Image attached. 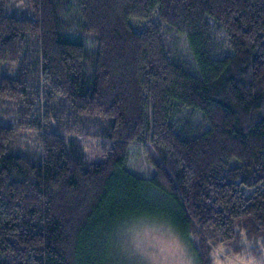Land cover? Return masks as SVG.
Returning <instances> with one entry per match:
<instances>
[{
    "label": "trees",
    "instance_id": "trees-1",
    "mask_svg": "<svg viewBox=\"0 0 264 264\" xmlns=\"http://www.w3.org/2000/svg\"><path fill=\"white\" fill-rule=\"evenodd\" d=\"M20 1L0 0V264H110L146 217L199 264L264 261V0Z\"/></svg>",
    "mask_w": 264,
    "mask_h": 264
},
{
    "label": "rangeland",
    "instance_id": "rangeland-1",
    "mask_svg": "<svg viewBox=\"0 0 264 264\" xmlns=\"http://www.w3.org/2000/svg\"><path fill=\"white\" fill-rule=\"evenodd\" d=\"M35 137L36 133L22 132L21 146L32 144ZM82 142L88 158L97 159L100 156L103 143L84 138ZM129 168L140 176L154 174L155 169L146 158L142 145L132 147ZM111 245V249L106 248L112 253L113 263L111 258L108 260L110 264H199L190 241L169 221L159 218L146 217L122 224ZM213 247L214 264H264V261L254 257L233 256L221 246Z\"/></svg>",
    "mask_w": 264,
    "mask_h": 264
}]
</instances>
